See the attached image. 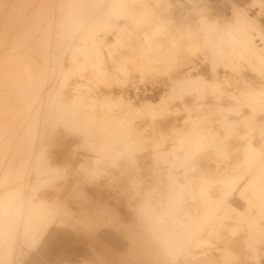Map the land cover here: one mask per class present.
<instances>
[{"label":"rangeland","instance_id":"rangeland-1","mask_svg":"<svg viewBox=\"0 0 264 264\" xmlns=\"http://www.w3.org/2000/svg\"><path fill=\"white\" fill-rule=\"evenodd\" d=\"M31 1L0 0V264H101L106 254L117 264L124 238L83 236L73 222L39 256L68 212L51 193L103 182L100 200L124 194L143 222L164 212L185 238L181 260L216 249L223 264L249 252L262 264L264 104L244 102L264 94V34L231 2L263 29L264 10L251 0ZM211 151L224 174L194 168ZM227 245L239 253L225 256Z\"/></svg>","mask_w":264,"mask_h":264},{"label":"crops","instance_id":"crops-1","mask_svg":"<svg viewBox=\"0 0 264 264\" xmlns=\"http://www.w3.org/2000/svg\"><path fill=\"white\" fill-rule=\"evenodd\" d=\"M231 3L234 8L243 9L264 34V29L261 28L257 19L250 15L248 9L238 6L233 2ZM249 5L259 8L260 10H258L257 13H259L261 9L264 10V0H251ZM258 45L259 47L263 46L260 42H258ZM85 186L86 185H83V187L78 190L62 189L57 195L51 193L52 197L57 199V205H62L63 210L68 212L57 217L49 233L42 241V247L39 249L40 260L51 252V248L49 251L47 249L48 245L56 239L60 233H64L66 231L65 227L71 225L73 222L77 227H80L79 231H82L83 236H88L92 233L95 237L101 239L107 237L115 239L113 233L110 232V230H112L119 238H124L126 240L124 247L126 248L122 253L123 256L118 257L117 264H223V257L219 252H215L216 249L211 251L204 249L202 251L204 253H201V249H198L197 253L199 254L192 262L181 260L177 256L182 246L184 248L183 244L185 243V238H182V235H179L170 223H165L163 220L164 216L162 217L164 212L161 213L157 209L151 208V210L147 212L150 214V216L147 217L149 218L148 221L143 222L139 220L138 217L140 209L138 208L137 211L133 212V210L127 206L124 194L121 193L122 198H114L116 203L111 205L107 201L100 200V195L98 196V193L102 192L101 190L105 188L104 182L100 186L88 185V188ZM91 192H93V194H91L93 197L89 196ZM95 193L97 194L94 195ZM69 204H76L78 207L77 211L73 210ZM122 205H124L127 210V214L130 218L129 221L123 219L119 207ZM212 211L213 208L210 209V212ZM97 228H100L98 233L95 232ZM78 234L79 232L76 231V235ZM220 246H223V244ZM232 246L230 248L227 245V255L225 254V256L229 257L231 254L235 253V251L237 254L239 253L240 250L238 251V249ZM258 253L262 260V264H264V243ZM251 256L252 253L249 252L247 258H239L232 264H255L251 261ZM97 258V261H100L101 264H112V259L107 256V254L106 256L98 255Z\"/></svg>","mask_w":264,"mask_h":264},{"label":"bare ground","instance_id":"bare-ground-1","mask_svg":"<svg viewBox=\"0 0 264 264\" xmlns=\"http://www.w3.org/2000/svg\"><path fill=\"white\" fill-rule=\"evenodd\" d=\"M19 1H21V0H19ZM27 1V0H26ZM30 1V0H29ZM46 1V0H45ZM193 1H195V0H193ZM196 1H199V0H196ZM32 2H33V0L29 3V5H32ZM40 2V1H39ZM41 2H42V0H41ZM44 2V1H43ZM24 3V2H23ZM27 3V2H26ZM35 3V2H34ZM33 3V4H34ZM37 3V2H36ZM45 3V2H44ZM25 4V3H24ZM28 5V4H27ZM28 5V6H29ZM25 7H26V5H25ZM23 13H26V11L25 12H23ZM236 15V14H235ZM24 17V16H23ZM200 19H203V18H200ZM187 21V20H186ZM184 43V42H183ZM182 44V43H181ZM180 44V45H181ZM170 45H171V43H170ZM157 46V45H156ZM176 47V46H175ZM253 49H256L257 51H259V48L258 47H256V45H254L253 46ZM252 54V52H250V51H245L244 53H243V55L242 56H244V57H249V56H252L251 55ZM262 54H264V53H262ZM250 59L251 60H253V57H250ZM258 68H260V69H264V63L262 64V63H260L259 64V66H258ZM263 92H257L256 94H251V95H249L248 97H247V99L245 100V102L244 103H260V105L261 104H264V94L263 95H261ZM16 99V98H15ZM18 99V98H17ZM21 100H19V102H20ZM234 110H236V109H234ZM16 133V132H15ZM6 135V134H5ZM13 135V134H12ZM12 138V137H11ZM118 138V137H117ZM8 140V139H7ZM6 140V141H7ZM1 141V140H0ZM3 141H4V139H3ZM11 142H15V141H18V139L14 136L11 140H10ZM11 142H9V143H11ZM6 143V142H5ZM12 144V143H11ZM10 144V145H11ZM9 145V146H10ZM9 146H7V147H9ZM117 146V145H116ZM120 146V145H119ZM123 146V145H122ZM125 146V145H124ZM6 147V148H7ZM118 149V148H117ZM233 153V152H232ZM216 157H215V155H214V152H208V153H205L203 156H201V157H198L197 158V161H196V164H195V166H194V168L197 170V168L198 167H201V169L202 170H204V171H206L207 172V174L208 175H211V173H214V171L215 172H218L219 170H222V172H221V174H224L226 171H227V169H222V168H220V162L219 161H216V159H215ZM224 161H226L227 163H228V160L227 159H224ZM226 162H223V165H227V166H229ZM213 164V165H212ZM180 167V166H179ZM264 170V169H263ZM3 171V170H2ZM9 172V171H8ZM17 174V173H16ZM18 177V176H17ZM256 177V176H255ZM14 178V177H13ZM253 178V177H252ZM1 179V178H0ZM19 179V178H18ZM20 180V179H19ZM254 180V179H253ZM256 180V179H255ZM6 181V180H5ZM257 181V180H256ZM229 182H231V181H229ZM175 183V182H174ZM222 184H225L226 182H221ZM229 184H231V183H229ZM4 185V184H3ZM5 186H6V184H5ZM230 186V185H229ZM2 187V186H1ZM231 187V186H230ZM253 188V187H252ZM228 189H231V188H228ZM255 189V188H254ZM172 191V190H171ZM19 200V199H18ZM20 202V201H19ZM30 204V203H29ZM21 205V204H20ZM33 205V204H32ZM22 206V205H21ZM18 207H19V205H18ZM17 207V208H18ZM24 207V206H23ZM29 207V206H28ZM31 209H30V211H29V213H31V214H28L27 213V215H31L32 217L34 216V214L35 213H37V211H36V209H34L33 208V206L32 207H30ZM2 209V208H1ZM216 209V208H215ZM218 210H220V209H218ZM11 211V210H10ZM213 214H214V212H213ZM189 215V214H188ZM30 216V217H31ZM187 216V215H186ZM29 217V216H28ZM7 218V217H6ZM29 219V218H28ZM31 219V218H30ZM29 219V220H30ZM6 220V219H5ZM12 220V219H11ZM9 221H10V218H9ZM12 222V221H11ZM9 222L7 221V224H8ZM199 223V222H198ZM207 223V222H206ZM7 224H6V226H7ZM4 225V224H3ZM188 225V224H187ZM194 225V224H193ZM12 226V225H11ZM10 227V225H8V228ZM5 228H7V227H5ZM7 228V229H8ZM12 227H10L9 229H11ZM203 230V229H202ZM195 231V230H194ZM197 236V235H196ZM249 245V244H248Z\"/></svg>","mask_w":264,"mask_h":264}]
</instances>
